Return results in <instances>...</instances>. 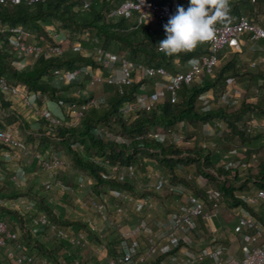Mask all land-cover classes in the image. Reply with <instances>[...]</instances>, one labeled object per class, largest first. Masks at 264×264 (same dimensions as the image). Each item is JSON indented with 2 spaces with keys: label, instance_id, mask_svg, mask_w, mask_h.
I'll use <instances>...</instances> for the list:
<instances>
[{
  "label": "trees",
  "instance_id": "obj_1",
  "mask_svg": "<svg viewBox=\"0 0 264 264\" xmlns=\"http://www.w3.org/2000/svg\"><path fill=\"white\" fill-rule=\"evenodd\" d=\"M89 1L90 6L88 9H81L83 0H47L31 5L0 2V75L4 76L9 84H25L28 89L39 94L44 93L50 100L59 103L62 108H66L65 104L68 102H65V99L70 97L66 94L57 93L56 87L50 83L49 78L52 69L56 67L73 68L92 60L90 56H84L76 50L65 52L62 55L42 52L33 64L26 63L22 66L18 63V58L12 50L8 37L9 32L3 27H19L29 30L41 45L55 43L54 34L56 33L64 34L80 42L96 35L104 43L102 46L107 49H109L108 44L116 42L129 53L132 59L141 57L138 60H142L143 63L162 66L169 71L176 69L174 61L184 62L190 58H196L206 51L205 47L203 50L198 45L191 51H182L171 56L166 55L159 48V41L166 37L165 23L161 24L160 28L155 29L146 24L136 25L131 17L114 14V8L122 0ZM152 1L161 4L170 0ZM178 2V5H183L185 9L189 6V0H178ZM229 4L230 9L225 19L230 21L241 15L250 14L255 10L258 12L264 10V0H229ZM47 24H51L52 27L47 26ZM116 53L123 54L121 52ZM243 74L244 71H239L233 62H227L216 68L210 74V78H205L202 82L182 84L178 90L176 102L171 103L164 100L152 110L143 111L138 117L128 122L119 114L118 108L124 101L133 98L134 92L139 90L140 81L130 85L114 86L112 94L105 97L98 108L90 107L71 125L65 124L63 121L54 124L44 116H39L35 120L36 126L31 128L23 113L10 107V103L4 99L2 91H0V108L7 112L9 123L16 121L19 126L22 125L21 127L24 130L31 131L29 138L37 139L40 146L44 145L46 147V151L54 153L51 150L57 149L70 155V159L76 168L84 170L94 178L95 181L91 186L96 193L100 189L99 184H107L113 189H122L127 193L129 192V194L138 193L139 189L136 187L135 181L120 176H111L109 167L116 163L135 166L137 160H140L143 154H149L167 169L170 181H182L188 191L194 195L202 197L205 191L203 192L198 186L194 187L192 185L194 183L189 181L190 177L179 176L176 167L180 164L193 167L194 171L196 170L201 177L208 179L210 181L208 186L231 206H241L258 217L253 207L249 206L243 200L242 195L237 194V192L242 193L245 192L244 190L250 191L253 188L264 189V160H261L256 168H249L246 171H239L235 167L215 166L211 162V152L209 150L198 149L194 151L182 148L181 143L183 141L180 142V139L183 138L175 142L174 140L171 141L169 136L178 123L208 122L219 119L225 122L226 131L233 132L243 141L246 140L248 136L238 126L237 122L243 123L244 115L251 112L253 108L264 112V108L257 102H248L247 98L244 97L238 104L211 106L207 109L198 106L201 96L206 90L213 89L215 93H221L227 79H234ZM82 98L85 99L83 96ZM65 113H69L67 109H65ZM114 116L117 117L116 121L122 130L119 135L113 137L111 135L106 138L96 136L90 132L94 125L98 123L107 125ZM156 127H161L164 135L159 138L148 136V133ZM135 134L142 136L136 138L134 137ZM117 136L124 139L118 141ZM167 139H169L168 143L166 142ZM3 148V144L0 143V149ZM79 148H82L84 152L82 153ZM92 150L94 154H92ZM252 152L250 151L245 159L250 158ZM226 153H228L227 150ZM1 164H4V160H0ZM13 174V171H9L6 180H12ZM45 188L47 189L46 186ZM143 190L146 192L138 197H157L156 195L160 194L153 189ZM165 192L172 194L168 190H165ZM26 193L37 197L36 201L31 200L35 207L40 208L36 212H42L52 223L59 227L71 228L73 225L87 227V224L80 219L58 215L45 197L32 191L29 187L25 189L15 188L11 191L0 190V199L12 200L26 195ZM0 208L14 214L19 220L20 229L25 240V242H21L30 252L34 253V248L40 253L48 254L51 259H55L56 256L52 250H49L38 238L31 236L24 213L1 204ZM258 218L260 219V217ZM262 221L264 222V220ZM117 243L119 245V240ZM182 244L183 241L179 245ZM114 245L115 242L110 245V254L116 253L118 245L115 247ZM177 251L178 247L164 251L150 264H161L170 254Z\"/></svg>",
  "mask_w": 264,
  "mask_h": 264
},
{
  "label": "built area",
  "instance_id": "obj_2",
  "mask_svg": "<svg viewBox=\"0 0 264 264\" xmlns=\"http://www.w3.org/2000/svg\"><path fill=\"white\" fill-rule=\"evenodd\" d=\"M47 0H0V2L12 4H35ZM90 6L89 0H83L81 9H88ZM177 11V4L171 1L164 3H156L152 0H122L115 8L114 14L125 15L131 17L136 25L146 24L152 28L158 29L163 23H167L170 16ZM9 32V40L14 54L18 58L20 65L26 63L33 64L36 58L42 53L47 52L53 55H62L65 52L76 50L84 56H90L91 61L82 65L74 66L73 68H54L51 71L52 83L59 89L63 85L72 84L86 80L87 87L96 85H111L121 86L130 85L134 82L139 83V90L134 92L133 98L124 101L118 108L119 114L124 117L128 116L135 119L143 111H150L159 103L168 100L171 103L177 101L178 90L182 84L191 82H202L203 73L211 74L219 66L220 58L219 51L230 43L234 48L237 45H243L244 40L251 42L256 49L261 50V55L256 61L253 60L250 64L255 66L257 62L264 63V44L259 45V41L264 43V26L258 24L252 18L241 15L233 21L217 23L215 25V36L212 40L203 42L206 51L198 57L190 58L186 61L187 69L179 71H169L162 66H152L142 62V60L132 59L130 56L118 54L111 51L102 45H95L91 52L87 51L81 45L79 40H74L66 35L54 34L55 43H47L41 45L34 38L29 30L19 27H3ZM87 37V36H86ZM85 37V38H86ZM259 45V46H258ZM54 81V82H53ZM231 80L227 79L226 86L220 93L218 98L219 105L238 104L239 96L231 91ZM0 91L4 94L19 97L22 103L29 108H33L34 113L39 116H44L51 123H60L64 120V114L59 116L53 114L47 107L41 109L36 108L37 93L28 89L25 84L15 83L9 84L7 79L0 75ZM80 95L85 97L79 104L70 102L65 104L71 109L70 115L74 120L82 116L90 107L98 108L101 102L105 100V96H91L90 91L78 90ZM62 93V90L59 91ZM256 95H264V85L259 84L254 88ZM213 89L206 90L200 100L213 99L215 97ZM248 102H253V98L246 99ZM59 104V103H58ZM206 105V104H204ZM209 108L207 104L203 109ZM75 122H72L73 124ZM182 123V122H181ZM258 123L250 122L243 129L250 132ZM161 131V132H160ZM91 133L96 136L109 138L111 136L108 125L98 123L94 125ZM164 133L162 130H152L148 136L159 138ZM174 138H183L182 134L171 132ZM142 135L135 134L134 137L140 138ZM124 138L117 136L118 141ZM0 143L4 148L1 151V156L5 161H14L16 156L28 155L25 145L17 138L13 129L9 127L0 128ZM50 176L56 177L58 170L67 166L64 158L59 153H50L48 155L34 154L31 155ZM229 153L223 154V164L225 168H237L239 171H246L249 168H256L259 163V153H252L248 159H229ZM97 160V159H96ZM112 170L118 171L125 169L133 172V165H120L118 163L111 166ZM15 178L25 179L20 170L14 173ZM206 184V178L202 177ZM44 185L48 190L54 188L67 189L60 180L51 182L47 180ZM85 181H79L78 187H84ZM153 190L161 193L168 190L171 193L185 194V203L181 209L169 213L166 223L163 221H155L150 223L146 218H142L137 223L134 229L120 230L119 245L116 253L107 258L108 264H149L157 259L164 251L178 247L182 250L180 242L185 237L197 228V218H210L211 214H215L220 208V195L210 188L208 185L204 187V198L199 197L187 191L186 186L180 182H172L170 179L160 174L156 177L153 184ZM122 197L132 202L133 208L143 210L154 206V200L149 196L137 197L127 192L122 193ZM243 200L249 205L254 206L264 203V189H255L252 195L242 196ZM105 198L100 202L99 199L90 197L87 204L94 210L96 215L105 223L113 224V220H109ZM30 206H34L32 201H29ZM206 203L210 205L211 212L205 213ZM116 215H122L126 209L122 205L115 206ZM33 223L38 227L39 231H45L51 237L59 240L67 241L74 245H83L87 241L88 232H98L101 235L102 231L95 224L87 223L88 232L79 230L77 233H69L66 229L52 223L45 214L38 213L33 219ZM238 223L245 230L253 232L254 236L260 239V243L251 248L244 249L242 257H235L229 254V249L226 246L213 242L210 246L202 247L195 252L184 251L182 253H172L168 256L169 264H195L208 260L210 264H264V222L255 214L246 211L238 217ZM165 226V231H153L151 226ZM143 241H140V237ZM184 247V246H183ZM0 249H3L5 256L12 261L13 264H51L47 260H37L35 253L30 252L21 242L18 232L11 230L7 224L0 220ZM182 252V251H181ZM180 254V255H179ZM161 264H165L166 261ZM78 264L79 260L76 259Z\"/></svg>",
  "mask_w": 264,
  "mask_h": 264
},
{
  "label": "rangeland",
  "instance_id": "obj_3",
  "mask_svg": "<svg viewBox=\"0 0 264 264\" xmlns=\"http://www.w3.org/2000/svg\"><path fill=\"white\" fill-rule=\"evenodd\" d=\"M173 1L175 4L178 5V0H170ZM244 16L252 18L254 21L258 22L261 26H264V10L263 11H253L250 14H244ZM230 21L229 19H223L220 23ZM47 26L52 27L51 24H47ZM160 27V26H159ZM84 39V38H83ZM82 46L87 51L92 50L93 46L95 45H103L104 43L96 37V35H92L89 37V39L81 40ZM259 41V45L262 46V44ZM202 49L204 50L205 44L200 43L198 44ZM258 45V46H259ZM255 45H253L251 42H248L244 40L243 45H237L234 48L231 47L230 43L228 45H225L220 51H219V58H220V64L219 67L227 62H233V64L239 69V71H244L243 75H239L236 78L232 79L230 78L232 89L231 91L235 93L237 96H239L240 100L247 98H254L252 90L256 87L257 84H264V63L257 62L255 66H251V62L258 58L261 55V50L254 48ZM108 48L115 51V52H121L123 55L130 56L129 53L123 49V47L116 43L111 42L108 44ZM141 57H138L140 59ZM175 63V70H185L187 69L186 61H174ZM217 67V68H219ZM171 71V70H170ZM203 79L210 78L209 74L203 73L202 74ZM50 83H52V77L49 78ZM54 82V81H53ZM227 83V82H226ZM226 85H224L225 87ZM103 87V88H102ZM65 91H63V95L67 94L70 98H66L65 102H75L76 104H79L81 101H83L82 96L80 95L78 90H87L90 91L91 96H105L108 97L112 94L114 86L111 85H96L93 87H87L86 80H82L78 83H72V84H66L62 87ZM224 89V88H222ZM214 107L216 104H218V98L220 97V93L214 94ZM8 96V94H7ZM49 99L47 95L44 93H40V96L36 98V108L41 109L44 106V102ZM50 100V99H49ZM16 104L22 105L25 109L24 111L19 110L23 113L24 117L29 114H34L39 116L38 114L34 113L32 110L33 108H29V106H25L22 104V101L19 99L17 100ZM56 109L59 110V107L62 108L57 102H56ZM219 106V104H218ZM35 108V109H36ZM65 109L69 113H64V120L63 122L65 124L71 125L72 122H75L74 118H72V115H70L71 109L67 106ZM53 113V112H52ZM54 114V113H53ZM116 116L111 119L107 125L110 129V133L113 136L119 135L120 132H122L121 127L119 123L116 121ZM123 119L125 121H129L130 117L124 116ZM36 119H33L32 122L35 123ZM244 122H237L238 126L243 130L246 125H248L250 122L258 123V125L253 128L250 132H246L248 137H246V140H241L238 135L234 134L231 131H226V125L225 122L219 119H214L212 121L208 122H193L190 125H183L179 127V129H176L175 132L182 134L184 137L183 139H180L183 145L182 148H188L189 150H209L211 152V162L215 163L217 159H219V155L228 149L244 146L246 148L245 151H240L239 156L242 159H245L248 157V149L247 146L257 147V150H259L261 155H259L260 160H264V145H259V141L261 138H264V112L259 111L258 109L253 108V110L243 117ZM22 126V125H21ZM19 126L18 123L15 124V126L12 127L13 131L15 132L17 138L25 145L28 155H21L16 156L14 161L12 162L15 166V168H22L23 173L22 177L24 175L25 179H19V177L15 178L12 176V180H5L4 183L0 184V190L4 191H11L15 188H22L25 189L27 187L31 188L32 191L36 193H40L43 197H45L46 201L50 203L52 208L55 210V212L66 218H76L80 219L83 222L92 223L95 224L98 228H100L102 231L101 235H98L99 233L96 232H88V229L83 226H71V229L68 227H65V229L69 233H77L79 230H84L88 232L87 241L83 245H74L69 242L56 239L54 237H51L48 235L45 231H39L37 226L33 223V219L37 216L38 212L37 210H40V208L37 206H30L29 201L37 199V197L27 194L24 196H21L16 199H0V204L2 206H8L12 209H16L20 211L21 213H24V217L27 219V228L30 229L31 236H34L35 238H38L40 242H42L46 247L49 248V250H52L55 253V259H51L48 254L46 253H40L37 249L33 248V252L35 253V256L37 260H47V262H50L51 264H76L75 260L78 259V264H108L107 258L110 256V244L112 243V238L116 237L115 246L118 245L117 241L119 240V232L121 227V222H119V217L116 216L115 212V206L116 205H122L126 209V215L123 218L129 217V220L126 218L124 221L129 223L128 229H134L139 222L140 219L146 218L151 216V220L156 219V217H152V211L149 216H145L143 214V211L148 210H131L130 206L126 204L125 198L122 197L121 192H125L122 189H113L111 186L107 184H99V190L96 193V191L92 188V183L95 181L92 176L87 174L84 170L80 168H76V166L73 165L70 155L66 154L63 150H57L53 149L52 152L59 153L65 160L67 166L63 169L58 170L56 177L50 176V174L42 168L40 163H38L35 159L30 157L34 154H43L47 155L46 153H50V151H46L43 146H40L37 139H30L29 134L27 135L26 130H24L23 127ZM162 130L161 127H156L153 130ZM161 132V131H160ZM163 132V131H162ZM32 136V135H31ZM170 140L171 141H178L179 138H174L171 135L170 132ZM257 141V142H254ZM166 142H169V139L166 140ZM254 144V145H252ZM81 152L83 153L84 150L82 148H79ZM218 149V151H215ZM92 154L93 150L91 151ZM222 159V158H221ZM137 165L133 166V172H129L125 169H120L118 171L112 170L111 165L109 167V174L111 176H120L124 179H132L135 181L136 187L139 189L138 193L131 194L133 196H140L143 192H146L145 188H151L153 186V183L155 182V179L158 175L162 174L168 179L169 172L167 169L164 168L163 165L159 164L156 160L153 159L152 156L149 154H143L140 160H137ZM214 165V164H213ZM126 166V165H124ZM216 166V165H215ZM28 170V171H27ZM176 170L178 171L179 176L181 177H187L188 174L191 175L189 181L193 182L194 187L198 186L203 190L204 187L210 184V181L206 179V184L203 185L204 181L202 180V177L194 171L193 167H189L187 165H178L176 167ZM14 173V172H13ZM75 177V178H74ZM52 180V182L60 180L61 183L67 188V189H61V188H54L52 190H48L45 188V185L43 184L45 180ZM44 180V181H43ZM79 181H85L84 187H78L77 183ZM43 182V183H42ZM182 182V181H180ZM144 183L145 185L143 186ZM183 183V182H182ZM34 184V185H33ZM184 184V183H183ZM213 186V185H212ZM187 188V187H186ZM188 191V190H187ZM250 192V191H246ZM129 193V192H128ZM237 194H241L239 191ZM154 195V194H152ZM156 195V194H155ZM204 193L203 196L204 197ZM157 197H151L154 202L157 203L159 200V204L157 206L162 207L166 204H173L177 206L174 208V210H179L184 205L183 200H181V197L185 198V194L180 193H173V194H167L165 190L161 192L160 194L156 195ZM65 197V198H64ZM90 197H94L96 199H99L101 202L105 198V207L106 212L108 215L109 220H113V224H108L103 222L94 212L92 208L89 207L87 204V200ZM52 199V200H50ZM72 200V201H71ZM166 202V203H164ZM220 209H226L232 207L230 203H227V201L223 198L220 200ZM183 203V204H182ZM182 204V205H181ZM156 205V204H155ZM206 205H209L206 203ZM210 208V206H208ZM155 208H151L150 210H154ZM172 208H170L168 211H171ZM77 212H81V214H78ZM155 213V212H154ZM95 216V217H94ZM93 217L97 219V221H93ZM33 218V219H30ZM84 218V219H83ZM150 219V218H149ZM0 220L4 221L7 224V227L11 230H14L18 232L20 240L25 242L23 238V232L20 229L19 220L15 217L14 214L9 213L2 208H0ZM118 229V230H117ZM116 233V234H115ZM143 238L142 236L140 237ZM100 251V255H97V252ZM102 256V257H101ZM101 257V258H99ZM165 264H169L167 260H165ZM0 264H13L12 261H10L4 254L3 249H0Z\"/></svg>",
  "mask_w": 264,
  "mask_h": 264
},
{
  "label": "crops",
  "instance_id": "obj_4",
  "mask_svg": "<svg viewBox=\"0 0 264 264\" xmlns=\"http://www.w3.org/2000/svg\"><path fill=\"white\" fill-rule=\"evenodd\" d=\"M61 35H64V34H61ZM260 43L264 44L263 41H261ZM258 85L259 84H257L256 86H258ZM62 87L59 89L56 88L57 93H61V92H59L61 90H62V93H63V91H65ZM252 93L254 96L253 100L255 102H257L262 108H264V95H261V94L256 95L254 92V89L252 90ZM3 96H4V99L10 103V107L12 109H16L18 111L19 110H25V109H23L24 107L22 105L18 106L16 104L17 100L20 99L19 97L11 96V95L7 96V94H4V93H3ZM39 96H40V94L37 93V97H39ZM204 104H206V105L208 104L209 107L213 106L214 105V98L208 99L206 101L200 100L198 106L201 108H204V107H206V105H204ZM218 104H216V106H218ZM43 107L49 108L51 110V112H53L54 114H57L59 116H62L65 113L64 107H63L64 109L60 108V107H59V110L56 109V107H58V106H56V102L49 100V99H47L44 102ZM29 113H28V118H27V116H25V120L29 123L31 128H34L36 126V121H35V123H33L32 120L37 119L39 116L34 115L32 113L29 114ZM8 120L9 119L7 118V112L0 108V128L9 127L12 129V127L15 126V124L17 123L16 121L9 123ZM187 124L190 125L191 123H189V122L178 123L177 125H175L174 130H172V131L175 132L176 129H179V127H181L183 125H187ZM26 132H27V134H29L31 131L26 130ZM254 142H257V141H254ZM261 144L264 145V138L260 139L259 145H261ZM252 145H254V144H252ZM235 147H236V149L232 148L231 150H229V149L227 150V152L229 153L228 158L229 159L235 158V159L241 160L242 158H240L239 153H240V151L246 152V148L244 146H242V147L235 146ZM257 147H252V146L248 145L247 146L248 152H250V151L252 152V150H255L252 153L258 152L259 150L256 151ZM1 151H2V149H0V160H4L1 156ZM215 151H218V149H216ZM225 152L226 151H223L219 155V159H217V161L215 163H212V164H214L216 166H218V165L223 166V164L226 162L225 160H223V154ZM260 153L261 152H259V155H261ZM19 170H20V173H23L22 168H20V167L15 168V166L12 162L10 163V162H7L4 160V164L0 165V184L2 185L4 183V181L7 179L9 171H13L16 174L19 172ZM188 176L191 177V175H189V174H188ZM46 181L47 180H45V182ZM51 182H52V180H51ZM142 184H143V186L145 185L144 183H142ZM145 189L146 190L153 189V186L151 188H145ZM254 191H255V188L250 190V192L241 193L240 195H242V196H247L249 194L252 195L254 193ZM121 195H122V192H121ZM50 200H52V199H50ZM181 200H183V203H185L184 197H181ZM125 201H126V204L130 206L131 210H136L133 208L132 202H129L126 199H125ZM164 203H166V202H164ZM157 204H159V200L157 201V203L156 202L154 203V206H153L155 208L154 210H150L153 207L144 208L143 210H145V209H148V210L143 211V214H145V216H149L151 214L149 212L152 211V217H154V218L156 216L157 217L154 220H151V216L146 217V219L150 223H152V222L154 223L155 221H163L166 223V220H167V217L169 216V213L175 211L174 208H176L177 206L173 205L172 203L171 204L166 203L162 208V207L157 206ZM208 206H210V205L205 206V213L206 214H209L211 212V208H209ZM252 207H253L254 211L257 213L258 217H260V219L264 220V203L254 205ZM170 208H172V210L169 212H166V210L168 211ZM246 211L247 210L241 206H232V207L226 208L224 210L219 208V210H217V212L215 214L214 213L211 214L210 218L203 217V216L197 218V228L185 237V239L183 240V244H182L183 249L179 250V252L182 254L184 251H188V252L192 253V252H195V251L201 249L202 247L210 246L213 242H215V243H218V244H221L223 246L228 247L230 255H233V256L239 257V258L242 257L244 255V252H245L244 249L251 248L252 246H255V245L260 243V239L255 237L252 231L245 230L238 223V217ZM77 213L82 215L81 212H77ZM125 215H126V213L118 216L120 218L118 223L120 224V222H121V224H120L121 227L118 228L120 230H126L127 227L128 228L130 227L129 223L124 221L126 218L129 220V217H126L125 219L123 218V216L125 217ZM94 217H93V221H97V219H95ZM165 229H166L165 226H162V227H156L155 225L151 226V230H153L154 232L155 231H158V232L161 231L160 233H163L165 231ZM115 239H116V237L112 238V243H114L116 241ZM143 239L144 238L140 239V241H143ZM179 252L177 251V253H179ZM97 255H100V251L97 252ZM112 255L113 254H110V256H112ZM101 257H99V258H101ZM195 264H210V262L208 260H206V261H203L201 263H195Z\"/></svg>",
  "mask_w": 264,
  "mask_h": 264
},
{
  "label": "clouds",
  "instance_id": "obj_5",
  "mask_svg": "<svg viewBox=\"0 0 264 264\" xmlns=\"http://www.w3.org/2000/svg\"><path fill=\"white\" fill-rule=\"evenodd\" d=\"M229 9V0H189L186 9L178 5L175 14L164 24L166 37L159 41L160 50L171 56L212 40L215 25L223 21Z\"/></svg>",
  "mask_w": 264,
  "mask_h": 264
},
{
  "label": "bare ground",
  "instance_id": "obj_6",
  "mask_svg": "<svg viewBox=\"0 0 264 264\" xmlns=\"http://www.w3.org/2000/svg\"><path fill=\"white\" fill-rule=\"evenodd\" d=\"M103 88V87H102ZM48 122V121H47ZM28 127V126H27ZM70 157V156H69ZM28 171V170H27ZM75 178V177H74ZM94 179V178H93ZM34 185V184H33ZM65 198V197H64ZM72 201V200H71ZM84 227V226H83ZM65 228V227H64ZM67 242V241H66ZM39 252V251H38Z\"/></svg>",
  "mask_w": 264,
  "mask_h": 264
}]
</instances>
